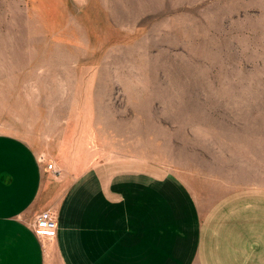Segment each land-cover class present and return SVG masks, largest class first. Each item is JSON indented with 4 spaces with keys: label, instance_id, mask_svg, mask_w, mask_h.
Instances as JSON below:
<instances>
[{
    "label": "rangeland",
    "instance_id": "1",
    "mask_svg": "<svg viewBox=\"0 0 264 264\" xmlns=\"http://www.w3.org/2000/svg\"><path fill=\"white\" fill-rule=\"evenodd\" d=\"M0 134L71 181L152 164L203 211L264 189V0H0Z\"/></svg>",
    "mask_w": 264,
    "mask_h": 264
},
{
    "label": "crops",
    "instance_id": "2",
    "mask_svg": "<svg viewBox=\"0 0 264 264\" xmlns=\"http://www.w3.org/2000/svg\"><path fill=\"white\" fill-rule=\"evenodd\" d=\"M43 154L61 166L58 151L0 134V264H47L52 248L64 264H264V189L203 211L152 164L99 163L71 181ZM46 209L58 218L50 238L33 230Z\"/></svg>",
    "mask_w": 264,
    "mask_h": 264
},
{
    "label": "built area",
    "instance_id": "3",
    "mask_svg": "<svg viewBox=\"0 0 264 264\" xmlns=\"http://www.w3.org/2000/svg\"><path fill=\"white\" fill-rule=\"evenodd\" d=\"M49 169L57 171L53 162L48 164ZM33 230L40 237H53L58 230L57 214L52 209L42 211L33 223Z\"/></svg>",
    "mask_w": 264,
    "mask_h": 264
}]
</instances>
